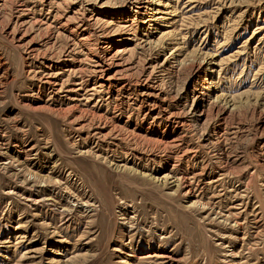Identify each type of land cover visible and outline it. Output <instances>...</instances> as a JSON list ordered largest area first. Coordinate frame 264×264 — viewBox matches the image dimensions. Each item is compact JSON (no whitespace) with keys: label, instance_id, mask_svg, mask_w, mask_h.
Here are the masks:
<instances>
[{"label":"rangeland","instance_id":"obj_1","mask_svg":"<svg viewBox=\"0 0 264 264\" xmlns=\"http://www.w3.org/2000/svg\"><path fill=\"white\" fill-rule=\"evenodd\" d=\"M0 264H264V0H0Z\"/></svg>","mask_w":264,"mask_h":264}]
</instances>
